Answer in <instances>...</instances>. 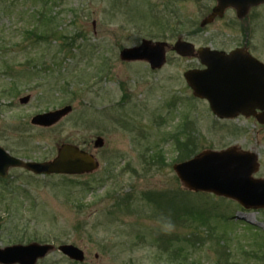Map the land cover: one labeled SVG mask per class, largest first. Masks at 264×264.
<instances>
[{"label":"rangeland","instance_id":"rangeland-1","mask_svg":"<svg viewBox=\"0 0 264 264\" xmlns=\"http://www.w3.org/2000/svg\"><path fill=\"white\" fill-rule=\"evenodd\" d=\"M211 6V0H0V146L18 158L43 161L60 144L72 143L99 164L78 175L10 167L0 177V248L52 244L35 264H180L166 262L159 250L166 233H179L182 241L175 243L181 245L192 227H200L195 220L180 224L172 213L184 217L186 207L200 205L211 208L218 232L229 234L220 245L203 240L190 247V258L201 264H226L229 257L236 264H264L258 250L264 210L186 194L172 168L182 161L172 136L185 130L186 119L196 140L190 157L230 146L253 150L259 161L255 175L264 177V126L243 117L219 120L205 100L195 98L183 78L197 66L194 56L166 47V62L151 70L144 61L119 55L142 39L219 49L241 43L236 25L200 28ZM44 29L46 37H39ZM245 41L264 61V2L246 11ZM24 96L29 99L20 102ZM67 104L72 110L50 126L30 122L37 113ZM156 151L164 161L147 167ZM146 192L174 197L152 199ZM66 243L83 250L82 262L57 249ZM243 248L259 255H243Z\"/></svg>","mask_w":264,"mask_h":264},{"label":"water","instance_id":"water-1","mask_svg":"<svg viewBox=\"0 0 264 264\" xmlns=\"http://www.w3.org/2000/svg\"><path fill=\"white\" fill-rule=\"evenodd\" d=\"M210 20L226 6L244 10L264 0H217ZM165 41L142 39L137 45L125 47L120 58L126 61L144 60L152 69L161 68L166 60ZM170 48L178 55L197 56L203 68H190L183 73L193 96L204 99L210 111L219 118L238 115L253 116L264 124V62L249 51L235 49L229 53L210 47L195 48L194 44L178 39ZM29 96L20 98L26 102ZM72 106L67 104L54 110L37 113L31 117L32 124L50 126L58 122ZM102 143L97 138L95 146ZM94 156L72 143H62L55 156L49 160L31 161L11 155L0 146V177H6L10 167H22L32 173L50 175H76L97 169ZM172 168L182 187L193 192H208L235 200L245 209H264V177H257L258 155L254 151L230 146L221 150L205 149L192 157L173 163ZM54 246L49 243L30 242L12 244L0 248V264H35ZM57 249L68 258L82 262L84 252L78 246L66 243Z\"/></svg>","mask_w":264,"mask_h":264},{"label":"trees","instance_id":"trees-1","mask_svg":"<svg viewBox=\"0 0 264 264\" xmlns=\"http://www.w3.org/2000/svg\"><path fill=\"white\" fill-rule=\"evenodd\" d=\"M45 33L41 34L39 37H46L44 34H47L48 29H44ZM30 31H28L29 33ZM52 35V34H51ZM72 43V42H71ZM71 45V44H70ZM14 88V87H13ZM12 88V89H13ZM191 124V123H190ZM184 131L180 132L178 134L180 135H174L172 136L173 138V144L175 149L178 151V158L179 160H184L189 158L192 154H194L195 149H196V140L193 137V133L191 128L189 127V122L188 120L185 119V123H184ZM182 136H184V139L181 138ZM171 138V137H170ZM164 161V155L161 151H156L154 152L151 156H150V161L149 164H147V167L151 165H155L156 162H163ZM161 164V163H160ZM186 194H198V195H210L212 196V194H208V193H203V192H192L189 190H183ZM176 192V191H175ZM174 192V193H175ZM173 193V195H174ZM164 195V200H171L173 199L174 196L169 197L168 193H153V192H146L145 196H147L148 198H152V199H158V197H162ZM161 202V201H160ZM206 205V204H204ZM170 206V205H169ZM206 209H200V205L197 206L196 208H185V212L184 213V217L183 214L180 212L178 214L172 213V220H174L173 218L177 219V221H179L178 223L182 224L184 220L185 223L189 222V224L192 222L191 220H195V223L197 226H200L199 228L194 226L192 227L189 232L187 233V237H184L183 239V244L179 245L176 244L175 242L178 241H182L180 239L179 233H169V234H165V238L163 239V234H160L161 236L158 237L159 239H163V249H160L159 251V255L160 257H162V254H166L165 257V261H179L180 264H201L199 262H197V260H193L192 258H190L189 254H188V249H190V247L194 248V247H198L199 243H204L203 240H208V244H210L209 246L212 245H220V243H223L225 241V239L228 238V234L225 232V230L220 231L219 228H217L218 226V222L215 221V219H213L215 217V215L212 213L211 208H208V206H206ZM167 207H164V209H166ZM168 211V210H167ZM166 211V212H167ZM226 225H228L227 222H225ZM249 225V224H248ZM202 227V228H201ZM201 228V230H200ZM203 229V230H202ZM174 236V237H173ZM263 238V236H262ZM221 239H223L224 241L222 242ZM191 241V242H190ZM219 241V242H218ZM260 241V240H259ZM258 250L261 252L260 254H262V257H264V239H262L259 244H258ZM247 250L244 251L243 248V255L246 254L248 255H255V257L257 255H259L258 252L256 251H252L250 252H246ZM228 256H230L228 254ZM261 256V255H260ZM259 256V257H260ZM219 261H216V264H218ZM237 262L232 261V259H228V261H226V264H236Z\"/></svg>","mask_w":264,"mask_h":264},{"label":"flooded vegetation","instance_id":"flooded-vegetation-1","mask_svg":"<svg viewBox=\"0 0 264 264\" xmlns=\"http://www.w3.org/2000/svg\"><path fill=\"white\" fill-rule=\"evenodd\" d=\"M213 3V6H211V9L209 11V13L207 14V16L209 17V15L212 13V10L215 6L218 5V1L217 0H211ZM208 17L206 19H208ZM222 23V25H231V26H238V31H239V35L241 37V43H236L234 46H232L231 48L225 49V48H214L212 46L209 45V47L213 50H220V51H224L226 53L231 52L232 50L235 49H243L246 48L249 51V48L246 44V41L244 43V10H240L237 7L234 6H226L223 9L220 10V12H216L213 17L208 20V22L205 21V23L203 24V26L201 25L200 28H205L208 27L210 25H215L216 23ZM219 33L222 34V32L219 29ZM247 33V32H246ZM247 35V34H246ZM247 37V36H246ZM167 47H170V44L167 45ZM200 47V46H198ZM196 47V48H198ZM250 52V51H249ZM250 54L254 57H256L258 60H261L258 56L254 55L253 53L250 52ZM194 56V55H193ZM194 57H196V59L198 60V64L197 66H194L192 68H203L204 66L200 63L199 58L195 55ZM135 61V60H134ZM137 61H144V60H137ZM262 61V60H261ZM148 64L149 68L151 70H156V69H152L150 67V64L147 61H144ZM166 62V60H165ZM264 62V61H263ZM159 69V68H158ZM190 69V68H189ZM245 118L247 120H255V123H257L258 125H260L261 127L264 126V124H260L253 116H249V117H244L243 115H238L235 118H219L217 117L219 120H231V119H237V118ZM82 149V148H81ZM84 150V149H83ZM245 150V149H244ZM86 151V150H85ZM253 151V150H251ZM255 152V151H254ZM9 153V152H8ZM90 153V152H89ZM12 155V154H11ZM14 156V155H13ZM95 158V157H94ZM49 160V159H46ZM39 161V160H38ZM42 161V160H41ZM44 161V160H43ZM23 169V168H22ZM90 173V172H89ZM83 174H87V173H83Z\"/></svg>","mask_w":264,"mask_h":264},{"label":"clouds","instance_id":"clouds-1","mask_svg":"<svg viewBox=\"0 0 264 264\" xmlns=\"http://www.w3.org/2000/svg\"><path fill=\"white\" fill-rule=\"evenodd\" d=\"M169 227H171V226H169Z\"/></svg>","mask_w":264,"mask_h":264}]
</instances>
